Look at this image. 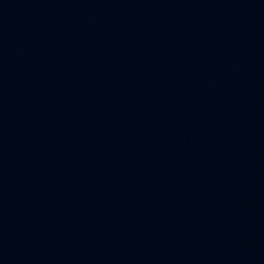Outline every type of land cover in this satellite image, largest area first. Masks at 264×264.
<instances>
[{
    "label": "water",
    "instance_id": "water-1",
    "mask_svg": "<svg viewBox=\"0 0 264 264\" xmlns=\"http://www.w3.org/2000/svg\"><path fill=\"white\" fill-rule=\"evenodd\" d=\"M0 264H264V0H0Z\"/></svg>",
    "mask_w": 264,
    "mask_h": 264
}]
</instances>
